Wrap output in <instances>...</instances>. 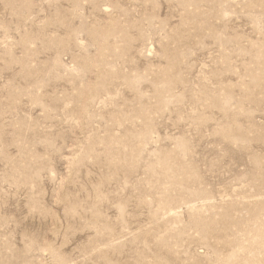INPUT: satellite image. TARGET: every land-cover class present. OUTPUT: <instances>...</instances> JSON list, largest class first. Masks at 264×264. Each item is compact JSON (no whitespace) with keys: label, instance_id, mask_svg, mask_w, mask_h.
<instances>
[{"label":"rangeland","instance_id":"rangeland-1","mask_svg":"<svg viewBox=\"0 0 264 264\" xmlns=\"http://www.w3.org/2000/svg\"><path fill=\"white\" fill-rule=\"evenodd\" d=\"M0 264H264V0H0Z\"/></svg>","mask_w":264,"mask_h":264}]
</instances>
